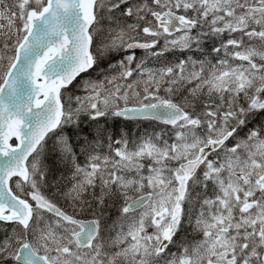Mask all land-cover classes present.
Listing matches in <instances>:
<instances>
[{
    "label": "snow or ice",
    "instance_id": "snow-or-ice-1",
    "mask_svg": "<svg viewBox=\"0 0 264 264\" xmlns=\"http://www.w3.org/2000/svg\"><path fill=\"white\" fill-rule=\"evenodd\" d=\"M0 264H264V0H0Z\"/></svg>",
    "mask_w": 264,
    "mask_h": 264
}]
</instances>
